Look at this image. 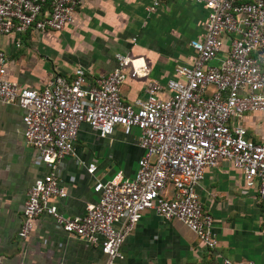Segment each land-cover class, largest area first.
<instances>
[{
  "label": "built area",
  "instance_id": "2783aa9c",
  "mask_svg": "<svg viewBox=\"0 0 264 264\" xmlns=\"http://www.w3.org/2000/svg\"><path fill=\"white\" fill-rule=\"evenodd\" d=\"M145 1L149 14L164 0ZM193 1L206 11L203 34L188 41L194 57L176 64L164 83L149 79L144 98L127 101L121 95L131 63L127 53H114L115 66L92 80L78 67L71 77L52 74L35 90L6 77L0 49V103L22 109L23 140L47 168L26 191L20 239L47 214L57 228L99 247L103 264H121L120 245L148 210L180 221L212 249L213 219L202 209L196 187L219 160L240 170L244 186L255 188L264 205V136L251 139L240 122L245 114H264V0ZM79 3L0 0V35L59 31L74 21ZM81 123L100 137L116 127L124 134L136 128L141 154L131 177L116 171L106 180L95 179V201L83 214L65 216L50 200L66 195L59 168L74 155ZM84 169L93 175L96 165L87 162ZM220 264L253 263L224 257Z\"/></svg>",
  "mask_w": 264,
  "mask_h": 264
},
{
  "label": "crops",
  "instance_id": "0c3cea01",
  "mask_svg": "<svg viewBox=\"0 0 264 264\" xmlns=\"http://www.w3.org/2000/svg\"><path fill=\"white\" fill-rule=\"evenodd\" d=\"M146 4L80 0L74 21L59 31L0 35L6 77L39 90L52 74L71 77L79 67L92 80L109 72L115 66L114 53L122 52L131 63L121 95L127 101L144 98L149 79L164 83L176 64L192 60L188 41L201 37L206 17L193 0H164L149 14ZM22 114L18 106L0 103V264H103L99 247L57 228L47 214L35 219L26 239L17 236L26 191L47 170L36 149L23 140ZM240 122L251 139L264 136V114H245ZM137 134L136 128L124 134L116 127L100 137L81 123L74 155L65 157L59 168L66 195L50 202L65 216L81 215L96 199L95 179L106 180L116 171L131 177L141 154ZM87 162L96 165L93 175L84 169ZM196 192L213 219L217 243L212 249L180 221L147 210L120 245L121 264H220L224 257L264 264V205L257 201L255 188L244 186L241 171L219 160L205 170Z\"/></svg>",
  "mask_w": 264,
  "mask_h": 264
}]
</instances>
